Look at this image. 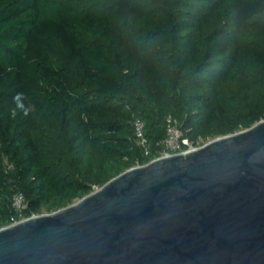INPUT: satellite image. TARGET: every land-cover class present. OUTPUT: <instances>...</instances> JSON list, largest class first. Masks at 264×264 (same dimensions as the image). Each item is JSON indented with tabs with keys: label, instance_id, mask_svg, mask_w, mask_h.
<instances>
[{
	"label": "trees",
	"instance_id": "16d2710c",
	"mask_svg": "<svg viewBox=\"0 0 264 264\" xmlns=\"http://www.w3.org/2000/svg\"><path fill=\"white\" fill-rule=\"evenodd\" d=\"M169 115L193 142L264 119V0H0V227L159 156Z\"/></svg>",
	"mask_w": 264,
	"mask_h": 264
},
{
	"label": "water",
	"instance_id": "95a60500",
	"mask_svg": "<svg viewBox=\"0 0 264 264\" xmlns=\"http://www.w3.org/2000/svg\"><path fill=\"white\" fill-rule=\"evenodd\" d=\"M0 264H264V119L0 227Z\"/></svg>",
	"mask_w": 264,
	"mask_h": 264
},
{
	"label": "built area",
	"instance_id": "2783aa9c",
	"mask_svg": "<svg viewBox=\"0 0 264 264\" xmlns=\"http://www.w3.org/2000/svg\"><path fill=\"white\" fill-rule=\"evenodd\" d=\"M166 123L167 137L163 141L164 149L161 151L159 156L170 153L189 151L200 146L197 145L196 142H193L189 140V138L183 136L181 124L177 118L169 115L166 119ZM134 125L138 142L141 144V146L144 147L145 154H150L151 150L148 147V139L145 135V122L138 117L135 119ZM12 205L16 211L21 212L27 206L24 194L21 192L16 193L13 196ZM16 221L18 220H15L14 222Z\"/></svg>",
	"mask_w": 264,
	"mask_h": 264
},
{
	"label": "rangeland",
	"instance_id": "374dc122",
	"mask_svg": "<svg viewBox=\"0 0 264 264\" xmlns=\"http://www.w3.org/2000/svg\"><path fill=\"white\" fill-rule=\"evenodd\" d=\"M213 138H210V139H206V140H198L196 142L197 145H201V144H204V143H207L208 141L212 140ZM76 201V200H75ZM50 212H53V210H50V209H43L39 214H42V213H50Z\"/></svg>",
	"mask_w": 264,
	"mask_h": 264
},
{
	"label": "clouds",
	"instance_id": "9594fccd",
	"mask_svg": "<svg viewBox=\"0 0 264 264\" xmlns=\"http://www.w3.org/2000/svg\"><path fill=\"white\" fill-rule=\"evenodd\" d=\"M20 94H18V96H19Z\"/></svg>",
	"mask_w": 264,
	"mask_h": 264
}]
</instances>
